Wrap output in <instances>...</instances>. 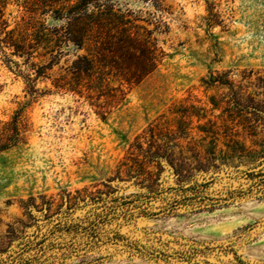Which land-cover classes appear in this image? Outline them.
I'll return each mask as SVG.
<instances>
[{
    "label": "rangeland",
    "instance_id": "obj_1",
    "mask_svg": "<svg viewBox=\"0 0 264 264\" xmlns=\"http://www.w3.org/2000/svg\"><path fill=\"white\" fill-rule=\"evenodd\" d=\"M96 5L108 9L113 24L143 36L158 64L138 84L112 73L89 99L55 87L85 53L43 35H61L64 22L38 12L42 36L17 51L7 34L15 30L24 40L21 0L0 6V248L19 233L31 200L53 202L54 209L67 198L110 195L119 187L128 196L186 186L226 172L219 158L229 140L244 145L230 153L229 170L264 168V0ZM231 183L224 177L216 186ZM132 235L157 247L171 240L204 243L214 248L209 264H264V190L139 220ZM85 262L185 264L107 252Z\"/></svg>",
    "mask_w": 264,
    "mask_h": 264
},
{
    "label": "trees",
    "instance_id": "obj_2",
    "mask_svg": "<svg viewBox=\"0 0 264 264\" xmlns=\"http://www.w3.org/2000/svg\"><path fill=\"white\" fill-rule=\"evenodd\" d=\"M5 1L0 0V6ZM96 1L21 0V24L27 27L24 40L16 38L14 30L8 32L7 43L17 51L24 49L29 39L42 36L36 21L37 13H50L53 20L64 22L62 34L57 36L59 32H48L43 35L51 41L55 38L64 40L76 51L85 52L73 62L69 78H64L67 81L56 88L66 87L89 99L93 91L109 85L108 76L112 73L126 84L140 83L157 68L156 50L132 28L113 24L108 9L96 5ZM19 26L22 25L18 24L16 28ZM229 141L232 145L226 144L227 152H222V158H219L221 171L226 172L193 180L186 186L162 185L157 191L128 196H122L119 187L110 195L67 198L54 209L53 202L37 205L33 200L29 201L24 207L27 212L18 228L19 233L11 235L6 246L0 248V264H86V258L103 252L109 256L121 253L127 257L209 264L207 256L214 248L204 243L177 244L171 240L157 247L150 239L132 234L142 219L209 209L224 200L262 192L264 168L229 170L234 167L230 153L244 150L243 143ZM224 177L230 178L232 183L225 188L217 187L219 179Z\"/></svg>",
    "mask_w": 264,
    "mask_h": 264
}]
</instances>
